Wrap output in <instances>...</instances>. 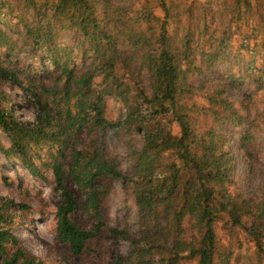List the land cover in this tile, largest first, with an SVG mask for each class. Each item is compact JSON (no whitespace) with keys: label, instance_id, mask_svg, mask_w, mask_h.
Returning a JSON list of instances; mask_svg holds the SVG:
<instances>
[{"label":"trees","instance_id":"obj_1","mask_svg":"<svg viewBox=\"0 0 264 264\" xmlns=\"http://www.w3.org/2000/svg\"><path fill=\"white\" fill-rule=\"evenodd\" d=\"M138 1L141 5L128 9L113 0H0V81L21 87L37 109L35 121L19 120L0 91V129L10 140L9 145L0 140V152L35 177L51 171L60 194L55 239L73 255L107 232L129 243L116 264H217L219 256L229 264L231 252L219 253L216 233L227 216L233 226L250 222L244 228L262 264L264 180L256 198L233 188L236 167L227 126L243 127L240 146L254 155L260 149L253 122L264 119V108L251 119L236 105L231 90L242 88L245 77L208 74L224 57L227 42L207 13L198 12L196 0H156L160 11L152 0ZM253 7V0H234L231 29L251 30L255 46L264 49V27L260 31L245 14ZM2 8L25 32L17 31ZM66 30L77 32L76 47L62 42ZM22 53L50 62L51 84L43 75L25 74L17 62ZM197 76L202 82H194ZM250 76L255 87L242 101L248 111L247 102L264 91V62ZM107 95L123 102L125 115L108 117ZM131 131L142 141L137 146L126 139L130 164L123 169L108 145L116 146ZM112 181L132 188L135 231L105 221L102 202ZM81 198L89 227L74 218ZM15 209L29 206L0 195V264H44L14 234Z\"/></svg>","mask_w":264,"mask_h":264},{"label":"rangeland","instance_id":"obj_2","mask_svg":"<svg viewBox=\"0 0 264 264\" xmlns=\"http://www.w3.org/2000/svg\"><path fill=\"white\" fill-rule=\"evenodd\" d=\"M116 5L121 4L126 8L134 9V6L141 5L138 0H113ZM178 3L188 0H175ZM198 12L204 10L207 13V20L212 28L216 27L220 31H226L225 35L219 32L221 41L227 42L224 51V57L215 67L209 71V75L218 78L226 75L228 72L234 73L236 76L245 77L246 84L240 89H232V98L236 105L242 109V112L249 113L250 118L254 119L256 109L264 108V91L257 93L251 103L247 102L250 110H245L242 101L246 100L247 93L252 91L255 85L252 83L251 74H255L256 70L264 62V49L256 47L258 38L251 35V30L245 34L236 33L231 28L235 26L232 17L235 13L234 0H196ZM253 4L257 7L252 9V13L246 12V16L250 15L251 23L264 27L263 19L260 15H264V0H253ZM152 5L157 11H160L159 4L156 0H152ZM2 10L8 14V18L17 27V31L25 32L23 26L16 19V16L9 13L7 8ZM130 12V11H129ZM131 15V13H130ZM186 21V18H183ZM182 26V23L181 25ZM180 30L182 28H179ZM213 29H211L212 31ZM14 37L22 42L23 36L18 32H14ZM62 42L76 47L78 42L77 32L66 30L60 33ZM253 38V39H252ZM15 60V57H13ZM77 63L82 60L78 55L75 58ZM19 66L28 76L32 73L33 78L43 75L44 80L51 84V80L55 77L52 66L48 60L41 63L38 57L33 54L22 53L17 61ZM48 67L49 72L45 71ZM249 74V76H248ZM144 77L147 79L146 74ZM194 82H202V77H194ZM148 80V79H147ZM148 84V81H146ZM0 91L4 93L5 105H12L15 117L22 121H35L37 109L33 100L18 85L10 81H0ZM0 93V94H1ZM203 92L196 94V99L202 104ZM107 115L110 119H117L121 115L126 114L125 105L113 95L106 96ZM198 115V113H196ZM264 119L254 120L253 130L258 138V147L260 150L251 155L240 146V133L243 127L234 128L227 126L230 134L231 148L235 158V184L233 188L242 192L248 197H258L261 194V188L264 180ZM105 136L104 140H108ZM127 140H134L138 146L141 144L142 137L139 133L131 131L124 132L122 137L116 142V146L108 145V151L114 157L119 159L121 167L128 169L130 158L128 156ZM0 140L9 145L10 140L6 133L0 129ZM45 170V169H44ZM53 177L50 170L44 172V177L33 176L27 168H25L17 159L9 161L0 152V195L13 198L17 202L26 203L29 209H15V223L13 227L14 234L19 238L21 244L32 254L42 259L44 264H116L124 257L129 249V243L120 237L113 236L107 232H102L99 236L87 241L86 248L80 255H73L68 245L61 244L55 239V212L60 194L53 187ZM79 206L78 212L74 218L84 227H89V220L82 212L83 198ZM102 210L105 215V221L108 224L115 225L128 231H135L138 218V206L132 194V188L124 187L118 181L109 183L105 191L102 202ZM190 215H185V222L189 228ZM227 219V216H226ZM224 220H220L216 224L217 242L219 253L231 252L229 264H259L256 254L255 243L251 240L246 232L249 221H245L243 226H233ZM217 264H226L219 256ZM264 264V260L262 262Z\"/></svg>","mask_w":264,"mask_h":264}]
</instances>
